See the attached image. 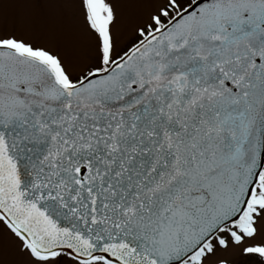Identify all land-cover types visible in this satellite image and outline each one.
I'll list each match as a JSON object with an SVG mask.
<instances>
[{
  "label": "snow or ice",
  "instance_id": "snow-or-ice-1",
  "mask_svg": "<svg viewBox=\"0 0 264 264\" xmlns=\"http://www.w3.org/2000/svg\"><path fill=\"white\" fill-rule=\"evenodd\" d=\"M0 264H264V0H0Z\"/></svg>",
  "mask_w": 264,
  "mask_h": 264
}]
</instances>
